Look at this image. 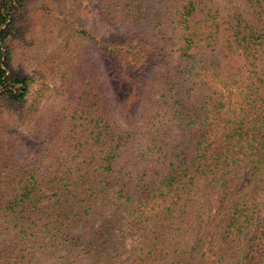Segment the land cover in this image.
<instances>
[{
  "label": "trees",
  "instance_id": "obj_1",
  "mask_svg": "<svg viewBox=\"0 0 264 264\" xmlns=\"http://www.w3.org/2000/svg\"><path fill=\"white\" fill-rule=\"evenodd\" d=\"M109 1L113 32L64 25L40 130L34 0H0V126L38 149L0 143V264H264V0Z\"/></svg>",
  "mask_w": 264,
  "mask_h": 264
},
{
  "label": "rangeland",
  "instance_id": "obj_2",
  "mask_svg": "<svg viewBox=\"0 0 264 264\" xmlns=\"http://www.w3.org/2000/svg\"><path fill=\"white\" fill-rule=\"evenodd\" d=\"M105 1L34 0L30 7L25 38L16 49L14 67L34 81L32 99H37L41 105L36 129L41 130L48 116L65 107V96L59 90L57 80L54 79V71H57V63L61 57L56 50H59L61 40L68 34L64 25L72 20L76 21L79 27L100 36L113 32L105 18V12L101 11ZM113 1L110 0L109 3L112 4ZM155 12L153 8H146L144 16L151 17L157 14ZM123 13H118V16ZM87 44L84 43L85 46ZM84 45L79 47L83 48ZM86 48L92 51L93 45H88ZM29 131V128L17 129L12 125L9 127L2 125L0 126V143L20 146L23 151H37V144L28 137Z\"/></svg>",
  "mask_w": 264,
  "mask_h": 264
}]
</instances>
